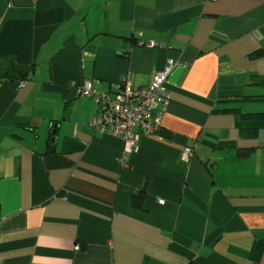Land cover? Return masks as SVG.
Wrapping results in <instances>:
<instances>
[{
	"label": "crops",
	"instance_id": "crops-1",
	"mask_svg": "<svg viewBox=\"0 0 264 264\" xmlns=\"http://www.w3.org/2000/svg\"><path fill=\"white\" fill-rule=\"evenodd\" d=\"M258 51L264 0H0V56L30 75L0 83V264H264V123L227 113H264ZM169 60L152 137L89 128L85 82L144 88Z\"/></svg>",
	"mask_w": 264,
	"mask_h": 264
},
{
	"label": "built area",
	"instance_id": "built-area-1",
	"mask_svg": "<svg viewBox=\"0 0 264 264\" xmlns=\"http://www.w3.org/2000/svg\"><path fill=\"white\" fill-rule=\"evenodd\" d=\"M175 66V62L169 60L165 69L153 75L150 84L144 88H134L122 80L109 91L101 92L91 82H85L78 90L79 95L94 100L99 107L89 128L119 138L132 148L139 137H152L161 127L169 104L167 83ZM190 153L189 149L185 150V160Z\"/></svg>",
	"mask_w": 264,
	"mask_h": 264
},
{
	"label": "trees",
	"instance_id": "trees-1",
	"mask_svg": "<svg viewBox=\"0 0 264 264\" xmlns=\"http://www.w3.org/2000/svg\"><path fill=\"white\" fill-rule=\"evenodd\" d=\"M253 59L257 58H263L264 57V51H258L250 56ZM15 69V63L13 60H10L6 57L0 56V83H4L6 81H11L13 83H19L20 85L26 83L28 80H30V75L27 74H17L14 72ZM252 85L254 87H258L264 90V77L255 76L252 78ZM261 92V91H260ZM249 101L252 102H263L264 96H255L251 98H246ZM233 113L234 115H237L240 120L243 123H246L249 125L247 129H243L244 131H247V138H257L259 133V128L253 127V124H263L264 123V113H258V114H242L239 110H232L228 111L227 113ZM251 125V126H250ZM55 141V134L50 135V144L52 145ZM253 151L250 150H238L237 151V157L241 160H247L252 157ZM148 193V183L146 184L145 188L142 191L137 192L132 196L131 199V206L139 211L144 210V200ZM190 264H197L195 262H192Z\"/></svg>",
	"mask_w": 264,
	"mask_h": 264
}]
</instances>
